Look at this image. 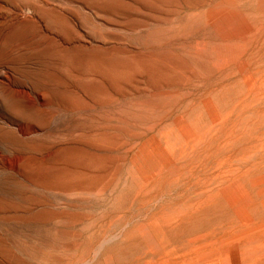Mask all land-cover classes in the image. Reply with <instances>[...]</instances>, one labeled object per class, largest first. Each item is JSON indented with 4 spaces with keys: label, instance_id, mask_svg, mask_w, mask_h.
Instances as JSON below:
<instances>
[{
    "label": "rangeland",
    "instance_id": "obj_1",
    "mask_svg": "<svg viewBox=\"0 0 264 264\" xmlns=\"http://www.w3.org/2000/svg\"><path fill=\"white\" fill-rule=\"evenodd\" d=\"M0 264H264V0H0Z\"/></svg>",
    "mask_w": 264,
    "mask_h": 264
}]
</instances>
